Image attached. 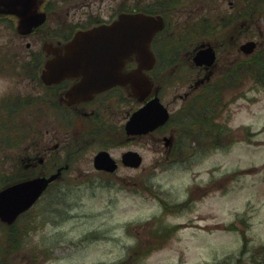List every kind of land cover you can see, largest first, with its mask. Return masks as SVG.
<instances>
[{
    "label": "rangeland",
    "instance_id": "374dc122",
    "mask_svg": "<svg viewBox=\"0 0 264 264\" xmlns=\"http://www.w3.org/2000/svg\"><path fill=\"white\" fill-rule=\"evenodd\" d=\"M261 9L250 22L249 35H240L230 47L225 45L226 50L218 51L210 83L221 80L243 59L244 54L238 49L241 43L255 39L258 42L255 51L264 45V4ZM217 30L215 41H227L226 37L232 35L223 21ZM168 71L159 74L158 79L164 83L159 94L169 111L179 115L177 110L187 101L185 97L172 98L187 90L188 76L185 83L172 85L166 77ZM227 80L228 85L233 80L237 84L221 91L218 121L229 126L230 135L219 146L221 149L205 144L187 151L186 145L176 148L174 134L177 137L178 131L170 123L161 131H154L157 141L145 135L128 146L109 148L116 159L122 150L135 149L142 156V164L137 168L119 164L114 173L106 174L92 166V157L101 143L93 141L95 144L88 145L86 151L82 149L92 141L87 136L79 144L81 148L77 147L76 158L64 176V180L71 178L75 185L59 195L62 206L56 210L59 205L53 207L48 201L57 189L46 193L22 215L20 222H30L34 215L36 218L21 239V249L13 252L11 260L3 258L5 245L0 240V261L111 264L125 258L137 245L139 258L130 264H264V87L245 77ZM2 81L8 85L7 80ZM138 105L132 103V109ZM129 108L128 105L125 110ZM25 113L20 111L11 118L21 123L31 116ZM116 116L118 123L123 120L122 113ZM33 122L27 130L16 125L5 127L0 134L3 165L15 167L20 163L17 158L31 155L38 144L39 130L43 133L41 140H47L50 147L59 143L52 156L64 157L70 147L64 141H75L70 130L60 125L57 115L45 114L40 122ZM106 130L113 129L109 126ZM7 134L10 141L21 139L25 143L8 148ZM170 135L173 141L168 153L162 137ZM155 218V224L150 225ZM160 222L175 229L161 238L162 245L157 247L155 242L160 236L154 234V226ZM150 245L152 250L146 252Z\"/></svg>",
    "mask_w": 264,
    "mask_h": 264
},
{
    "label": "flooded vegetation",
    "instance_id": "af4514ba",
    "mask_svg": "<svg viewBox=\"0 0 264 264\" xmlns=\"http://www.w3.org/2000/svg\"><path fill=\"white\" fill-rule=\"evenodd\" d=\"M19 1L0 0V80L8 81V85L4 81L0 83V122L4 123L3 118L10 119L5 121L10 127L14 123V126L27 130L30 123H34V120L40 122L45 114H66L73 116L75 123L86 120L91 129L111 126L116 139V144L111 148H119L142 137H127L124 132V123L133 110L131 104V109L125 110L127 98L130 99L126 94L127 87L117 85L97 92L86 100H71L66 92L80 81V75L51 84H46L42 79L43 69L48 60L55 57V51L62 52L64 45L76 33L110 24L122 14H141L162 20V28L154 33L150 41L151 51L170 50L172 42L169 36L175 31L171 25L182 26L186 19L196 14H201L202 18L218 19V22L226 17L225 23H229L227 32L248 33L253 19V3L260 0H35L31 11L29 6L25 11L27 23L22 28L15 12L20 6L17 4L14 7ZM197 10L199 12L195 13ZM238 19L242 22H238ZM164 43L169 44L164 46ZM136 66L135 56H130L125 60L123 71ZM204 72L202 67L196 69L195 77ZM195 77L190 78L191 87L197 79ZM20 111L31 116L26 115L29 117L22 119L21 123L13 121L11 116ZM121 113L123 120L118 123L116 115ZM153 133L148 135L157 141ZM42 137L43 133L39 130L38 149L34 148L27 157L17 158L26 168L39 170L45 158L57 151L58 143L52 148L47 140H41ZM167 151L169 153V149ZM51 165V170L58 166L56 162Z\"/></svg>",
    "mask_w": 264,
    "mask_h": 264
},
{
    "label": "water",
    "instance_id": "95a60500",
    "mask_svg": "<svg viewBox=\"0 0 264 264\" xmlns=\"http://www.w3.org/2000/svg\"><path fill=\"white\" fill-rule=\"evenodd\" d=\"M35 0L19 1L20 9L15 11L19 17V27L27 23L25 11H30ZM38 22V21H37ZM162 27L160 18L146 17L141 14H122L109 25H100L87 31H80L64 45L63 51L57 50L55 57L48 60L42 72L46 84L58 82L64 77L82 76L74 84L67 96L72 100L84 99L94 92L113 85L129 86L131 94L143 104L135 109L127 119L124 129L127 135L135 136L151 132L163 125L169 118L167 107L160 101L158 87L145 71L152 68L155 58L149 49L153 33ZM255 47L254 41L241 44L244 53H250ZM135 54L138 61L136 68L122 72L124 60ZM215 60L213 47L201 46L193 55L197 66L209 67ZM153 94L152 97H147ZM165 145L170 137H164ZM120 161L130 167H138L141 155L135 150L122 153ZM93 166L98 170L112 172L117 163L107 150L98 151L93 157ZM58 167L49 175H38L20 180L0 189V221L13 223L19 214L30 208L45 191L50 182L58 179L61 170Z\"/></svg>",
    "mask_w": 264,
    "mask_h": 264
},
{
    "label": "trees",
    "instance_id": "16d2710c",
    "mask_svg": "<svg viewBox=\"0 0 264 264\" xmlns=\"http://www.w3.org/2000/svg\"><path fill=\"white\" fill-rule=\"evenodd\" d=\"M262 1L263 0L254 1L252 10L253 14H257L258 12L262 11V9L260 8L263 4ZM197 12L199 11L197 10L195 13ZM192 17L186 19L183 22L182 26L171 25V29L175 30L170 37V40L172 38L173 45V49L171 51L167 50V48L156 51L158 61L155 66L153 76L155 82L159 83L162 87H164V83L160 82V80L158 79L159 73H162L165 70H169L168 73H166V77L168 76V79H171L172 85L184 83L185 77L190 76L189 74L192 71V68L188 64L182 66V62H185L184 54L188 53V51H190L189 48L193 45H198L202 42H215V40H213V36L217 31L215 28L217 20L215 18H202L201 14H196ZM235 36L236 39L234 37H226L227 41H225L224 39L223 41L221 40L220 42H222V47L226 48L227 46L225 45H229L230 47L231 43L233 41L235 42V40H237L240 35ZM163 45L167 46V43H164ZM181 46H185V48L181 49ZM220 49L221 46H219L218 50L221 51ZM226 76L221 78V80H217L213 84L207 83L201 94H193L188 100H186L187 103L177 111V113L180 111L179 115H172L170 120L171 124H173L177 128V131L179 133L176 144V147L178 146L177 148L183 146V144L189 143V141L186 140L187 137H191L199 144H205L206 147L215 148L217 146L218 142H220L221 139V133L226 132V129H224L225 126L218 121V107L222 100L221 91L227 89L228 87H233L235 84H237L233 80L232 83L228 85L227 79L236 78L237 80L241 77L252 79L255 83L264 87V46L250 57H245L242 60L238 61V64H236L233 69H231L230 72L226 74ZM174 118L175 120L172 121ZM177 118L178 120H176ZM88 124L89 123L85 120L83 122H79L78 124H73L72 127L70 123L65 125L67 128L70 125L68 128L71 132L70 135H74L77 138V144L74 148L73 153H68L63 162L70 163L75 160L77 147L79 146L81 148L79 144L82 143L81 141H85L87 139V136H90V139L92 141L89 144L85 143L83 145L82 149H84L85 151L87 150L88 145L95 144L94 142L102 143L105 146H112L116 144L114 143V140H112L113 132L112 130H106L108 128L107 126H101L99 128L96 127L94 128L96 130H92ZM4 130L5 125L0 124V134H2ZM75 131H77L78 133H74ZM10 139V135L7 134L5 137V142L12 143ZM1 140H3V138ZM58 162L59 161L57 160V163ZM3 164L4 163L0 161V188L15 181L31 177L35 174H45L47 173V169L51 165H46L45 167L42 166L39 168V170L37 169L38 171H35L34 169L32 170L26 168L24 163H19L18 165L16 164L17 166H12V168L10 165L6 166ZM53 188L57 189V191L54 193V195L50 196L51 198L49 199V201H51L50 205H52L53 207L59 205L56 208L57 210L62 206L60 205L62 196L59 197V195H63L64 193L62 189H72V185L70 184V182L63 183L59 186L54 183L49 186L47 191H50ZM35 218V215L31 216L30 222L25 220L20 222V219H18L11 225H2L0 223V240H3V243L5 245V254L1 252L4 259L11 260L13 252L21 249V239L24 238V235L32 226V222L33 220H35ZM152 220L153 221L150 222V225L153 226L157 219L155 218ZM154 227V234H156L157 237L160 236V238L158 237V239L160 240L155 242L158 246L162 245L161 238L164 239L169 234V232H172L175 229L174 226H171V228L170 226L164 225L163 222H160L159 224L157 223V225ZM138 250L139 246L135 245V250L132 252L129 251L128 255L124 259L118 260L111 264L133 263V261L139 258V255L137 253ZM148 250L150 249H147L146 252ZM28 258L32 260L30 256ZM3 262H5V260H1L0 264H3Z\"/></svg>",
    "mask_w": 264,
    "mask_h": 264
}]
</instances>
